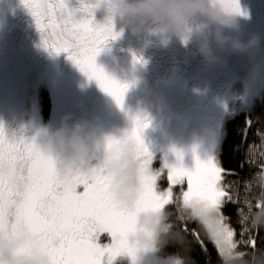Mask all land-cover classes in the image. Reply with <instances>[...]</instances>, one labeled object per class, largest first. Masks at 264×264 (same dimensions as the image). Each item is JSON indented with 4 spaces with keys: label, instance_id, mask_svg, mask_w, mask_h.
Instances as JSON below:
<instances>
[{
    "label": "snow or ice",
    "instance_id": "6c2138e0",
    "mask_svg": "<svg viewBox=\"0 0 264 264\" xmlns=\"http://www.w3.org/2000/svg\"><path fill=\"white\" fill-rule=\"evenodd\" d=\"M20 2L41 34V46L50 55L66 54L89 81L94 80L123 110L129 84L112 78L96 63L108 42L121 35L114 31L111 18L103 23L95 20L94 11L102 0L90 3L78 0V8H70L69 0ZM218 3L226 12L247 15L241 10L239 0H218ZM77 12L82 13L79 19ZM53 39L55 43H50ZM129 119L131 127L121 137H105V151L112 159H118L130 147L139 164V187L131 205L114 198L111 178L102 165L87 176L62 173L57 162L41 151L34 137L26 139L21 134L19 138L9 139L0 125V237L27 236L29 246L47 256L48 264H114L124 254L135 258L136 250L129 240L137 230L140 214L168 216L167 206L178 203L181 209L193 204L200 206L192 219L198 220L206 230L221 264H226L241 244H250L255 250V239H243L244 233L250 231L246 227L249 215L243 209L237 211V223L241 225V239L237 241L231 217L223 211L228 203L236 201L230 194V185L225 183V178L234 173L222 166L218 156L221 139L214 155L203 162L197 158L192 170L180 163L182 156L176 153V164L164 160L162 168L156 171L151 167L154 154L143 139L148 121L139 114ZM164 169L170 185L166 190L157 183ZM260 178L264 181V175ZM185 180L187 189L181 190L179 197L174 196L173 187L184 184ZM81 187L83 191L78 192ZM261 206L262 202L255 205L256 209ZM247 207L250 214L251 203ZM177 219L183 221L185 217L181 213ZM181 231H189L186 223ZM191 232L202 250L206 249L199 233L195 229ZM103 233L111 238L110 243L99 242ZM176 264L181 261L177 260Z\"/></svg>",
    "mask_w": 264,
    "mask_h": 264
},
{
    "label": "flooded vegetation",
    "instance_id": "af4514ba",
    "mask_svg": "<svg viewBox=\"0 0 264 264\" xmlns=\"http://www.w3.org/2000/svg\"><path fill=\"white\" fill-rule=\"evenodd\" d=\"M69 7L78 8V0H69ZM254 8L238 19L245 38L260 37L262 57L264 22ZM81 15L77 12V19ZM94 16L98 23L106 19L102 7ZM114 31L121 35L108 42L96 63L112 78L129 84L123 110L66 54L50 55L41 46V34L20 0H0V125L9 139L22 134L40 145L43 133L59 128L68 116L69 124L87 121L102 136L119 138L131 127L129 117L139 114L149 123L143 139L154 157L185 150L194 164L197 158L201 161L211 126L227 118L235 100L225 96L224 84L234 79L237 56L206 65L175 37L135 34L119 26Z\"/></svg>",
    "mask_w": 264,
    "mask_h": 264
},
{
    "label": "clouds",
    "instance_id": "9594fccd",
    "mask_svg": "<svg viewBox=\"0 0 264 264\" xmlns=\"http://www.w3.org/2000/svg\"><path fill=\"white\" fill-rule=\"evenodd\" d=\"M106 18L114 28L135 34L145 33L164 39L175 37L182 46L191 47L206 65L220 62L221 57L235 55L248 61L244 86L252 88L264 78V57H260L261 40L256 35L245 38L241 31L240 15L226 12L218 0H102ZM260 57L259 59H257ZM65 117L59 128L46 130L40 144L41 151L53 158L62 173L90 175L98 166L111 178L114 198L131 205L138 190L139 164L130 147L118 159L105 151V137L87 121L69 124ZM186 211L187 218L199 213L193 204ZM212 214L209 213L210 218ZM253 229H264V201L248 218ZM168 216L142 213L136 220V232L129 243L135 258L126 254L129 264H188L177 255L162 257L160 253L169 243L183 244V237L173 232ZM0 264H48L44 254L29 246L27 236L0 237ZM226 264H264V249L252 252L234 251Z\"/></svg>",
    "mask_w": 264,
    "mask_h": 264
},
{
    "label": "trees",
    "instance_id": "16d2710c",
    "mask_svg": "<svg viewBox=\"0 0 264 264\" xmlns=\"http://www.w3.org/2000/svg\"><path fill=\"white\" fill-rule=\"evenodd\" d=\"M258 100L252 110L243 111L227 120L218 152L222 166L234 173L225 178V183L230 185V194L236 202L228 203L223 211L231 217L230 223L236 229L237 241L241 239L237 211L243 209L245 214L250 215L247 203H251L252 212H255L258 210L255 205L264 201V181L260 178L264 175V93ZM185 186L182 184L177 187L174 196L179 197L181 189ZM167 210L171 230L178 232L184 242L181 245L169 243L160 255L162 257L177 255L186 259L188 264H221L217 250L201 223L187 218L186 211L183 214L185 217L183 221L177 219L181 215L178 203L167 206ZM185 223L189 229L186 233L181 231ZM246 227L250 231L244 233L243 239L246 241L255 239V249H264V229H253L249 221ZM192 229L199 233V239L206 245V249L202 250L201 244L192 235ZM237 251L250 253L253 248L250 244H241Z\"/></svg>",
    "mask_w": 264,
    "mask_h": 264
},
{
    "label": "rangeland",
    "instance_id": "374dc122",
    "mask_svg": "<svg viewBox=\"0 0 264 264\" xmlns=\"http://www.w3.org/2000/svg\"><path fill=\"white\" fill-rule=\"evenodd\" d=\"M239 5L243 12L248 11L252 7L256 6L254 10L258 12L260 19H263L264 22V0H239ZM261 53H262V57H264V46L261 49ZM234 64L237 70L236 72L237 74L235 73L233 75L234 79L232 81H226L224 86L227 87L225 96H228L230 94L235 98V100L229 110V115H227V118L222 122V117H221L218 120H216L211 126L212 132L210 139L208 140L205 146V150L201 158L202 162L207 160L210 156L214 155L215 146L219 143L220 139L222 141L224 127L227 120L232 116H235L243 111L252 110L255 107L256 102L259 101L258 99H260V97L264 93V78L260 79L256 83V85L252 88H246L244 86V81L246 79V74H247L246 70L248 66V61L245 58L235 57L233 65ZM181 156H182V160L180 161V163L186 169L192 170L191 168H194L195 164L190 160L188 154L185 153V150H183ZM164 160H167L169 164L177 163L176 156L171 155L170 157L167 156L155 157L151 165L153 170L159 171L163 166ZM162 180H164L165 183ZM157 183H158V187L162 190H166L170 186L167 180V169H164ZM184 184L186 186L181 190L187 189V180H185ZM179 186L180 185H176L173 187L174 194L176 193V188ZM103 234L100 243L101 244L110 243L111 238L108 236V234L107 233H103ZM114 264H129V260L127 258H122L120 256L115 259Z\"/></svg>",
    "mask_w": 264,
    "mask_h": 264
},
{
    "label": "water",
    "instance_id": "95a60500",
    "mask_svg": "<svg viewBox=\"0 0 264 264\" xmlns=\"http://www.w3.org/2000/svg\"><path fill=\"white\" fill-rule=\"evenodd\" d=\"M179 99V98H178Z\"/></svg>",
    "mask_w": 264,
    "mask_h": 264
}]
</instances>
